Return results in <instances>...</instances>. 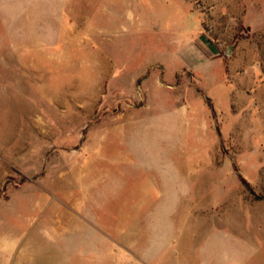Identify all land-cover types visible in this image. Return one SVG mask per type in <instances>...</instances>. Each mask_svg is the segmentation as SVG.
I'll list each match as a JSON object with an SVG mask.
<instances>
[{
    "label": "rangeland",
    "instance_id": "rangeland-1",
    "mask_svg": "<svg viewBox=\"0 0 264 264\" xmlns=\"http://www.w3.org/2000/svg\"><path fill=\"white\" fill-rule=\"evenodd\" d=\"M0 264H264V0L0 4Z\"/></svg>",
    "mask_w": 264,
    "mask_h": 264
},
{
    "label": "crops",
    "instance_id": "crops-1",
    "mask_svg": "<svg viewBox=\"0 0 264 264\" xmlns=\"http://www.w3.org/2000/svg\"><path fill=\"white\" fill-rule=\"evenodd\" d=\"M65 0H0V4H61Z\"/></svg>",
    "mask_w": 264,
    "mask_h": 264
},
{
    "label": "trees",
    "instance_id": "trees-1",
    "mask_svg": "<svg viewBox=\"0 0 264 264\" xmlns=\"http://www.w3.org/2000/svg\"><path fill=\"white\" fill-rule=\"evenodd\" d=\"M241 181L244 182V184H246L245 181H244L243 179H241Z\"/></svg>",
    "mask_w": 264,
    "mask_h": 264
}]
</instances>
